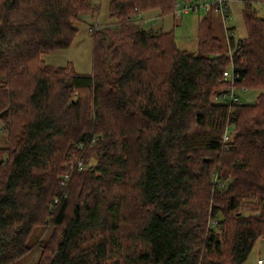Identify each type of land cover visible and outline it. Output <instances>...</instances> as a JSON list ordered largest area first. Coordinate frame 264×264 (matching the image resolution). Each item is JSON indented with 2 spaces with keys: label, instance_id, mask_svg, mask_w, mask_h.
I'll use <instances>...</instances> for the list:
<instances>
[{
  "label": "trees",
  "instance_id": "obj_1",
  "mask_svg": "<svg viewBox=\"0 0 264 264\" xmlns=\"http://www.w3.org/2000/svg\"><path fill=\"white\" fill-rule=\"evenodd\" d=\"M237 1L245 34L216 35L211 7L192 52L131 20L173 0H108L81 74L41 55L96 5L0 0V264L36 229L34 264H243L264 230V0ZM230 65L254 102H215ZM79 154L93 165L62 183Z\"/></svg>",
  "mask_w": 264,
  "mask_h": 264
},
{
  "label": "rangeland",
  "instance_id": "obj_2",
  "mask_svg": "<svg viewBox=\"0 0 264 264\" xmlns=\"http://www.w3.org/2000/svg\"><path fill=\"white\" fill-rule=\"evenodd\" d=\"M90 1L98 7L96 12L93 14L82 15L80 19L75 22L76 33L71 40L70 45L65 49H56L42 54L41 58L44 62L53 66H64L69 64L75 72L81 74H89L91 72L93 42L89 30H98L107 26L114 27L116 23L115 20L108 15V0ZM228 8L231 14V19L227 20L226 25L228 27L234 26V36L236 38L242 37L245 34L241 18L242 2L237 0L230 1L228 2ZM205 14V12L198 13L190 11L175 16L172 10L171 14L160 15L158 10H152L146 13L141 12L140 16H137L135 13L131 16V20L144 29L162 31L172 30L176 46L180 49L194 52L197 45L198 22L203 16H205ZM213 31L218 36H221L222 31H225L221 18L218 15H214L213 18ZM221 91H225V89ZM261 91L262 90L259 89L245 87L234 88V92L242 104L254 102L256 96ZM214 100L217 103H228V99L223 97L221 93L215 97ZM84 160V156L79 154L71 162L69 167L70 170L66 172L67 175L70 174L72 170L74 171L75 164L78 161L82 162L83 167L81 170L86 169L87 166H91L94 163L93 158H90L88 163H85ZM242 210L247 215L251 213V210L246 206L243 207ZM255 214H258V212H255ZM45 233V230L41 231L40 229L34 231V234L31 237V250L16 264H34L36 262L39 254V248L36 245V235H40L39 237L41 238L45 236ZM258 259L264 260V230L260 237L254 242L252 250L243 264H259Z\"/></svg>",
  "mask_w": 264,
  "mask_h": 264
},
{
  "label": "built area",
  "instance_id": "obj_3",
  "mask_svg": "<svg viewBox=\"0 0 264 264\" xmlns=\"http://www.w3.org/2000/svg\"><path fill=\"white\" fill-rule=\"evenodd\" d=\"M230 1H234V0H173V13L175 16L181 15L183 13L186 12H205L208 9H210L211 7L213 8V11L219 15V17L221 18V21L224 25V30H225V36L226 39H228V26L226 25L227 20L231 19V14L229 12V8H228V2ZM260 5H262V8L264 10V3H260ZM137 16L141 15V11H137L136 12ZM231 50L228 49V54L230 55ZM223 78L225 80H229L230 85L228 86V88L223 91L221 94L223 97L228 99V103L232 104V103H240L239 98L237 97V95L234 92V80L239 78V72L237 70L234 69V67L232 65H230L228 68H226L223 71ZM229 140V133L228 130H226L223 134V142L227 143ZM94 139H91V142H94ZM228 146L226 145L225 148H227ZM82 162L78 161L75 164V168L77 170H81L82 169ZM68 178V175L65 174L62 178V183L65 182V180ZM216 177L214 178L215 181ZM220 185H225L226 182L225 181H220L219 182ZM216 223V220H212L210 221V225H214ZM258 263L259 264H263L264 260L262 259H258Z\"/></svg>",
  "mask_w": 264,
  "mask_h": 264
},
{
  "label": "water",
  "instance_id": "obj_4",
  "mask_svg": "<svg viewBox=\"0 0 264 264\" xmlns=\"http://www.w3.org/2000/svg\"><path fill=\"white\" fill-rule=\"evenodd\" d=\"M264 206V205H263Z\"/></svg>",
  "mask_w": 264,
  "mask_h": 264
}]
</instances>
